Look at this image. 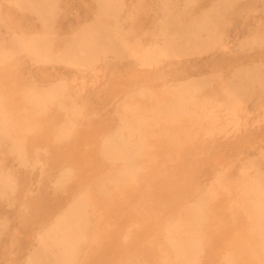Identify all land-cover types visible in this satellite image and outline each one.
I'll return each instance as SVG.
<instances>
[{"label":"rangeland","instance_id":"obj_1","mask_svg":"<svg viewBox=\"0 0 264 264\" xmlns=\"http://www.w3.org/2000/svg\"><path fill=\"white\" fill-rule=\"evenodd\" d=\"M217 1L124 0L119 21L130 42L133 31L152 45L163 14L198 22ZM37 2L0 0V45L13 37L29 39L47 29L43 24L52 23L54 53L79 28L112 21L99 15L100 0H56L53 18L19 7ZM223 7L225 15L214 20L228 23L223 43L202 54L169 57L151 67L131 54H101L90 66H81L24 51L0 64L5 110L23 112L31 94L50 97L44 108L33 109L31 128L15 127L0 145V168L15 184L5 192L0 189V264H33L43 238L68 208L114 173L124 176V163L102 151L121 131L125 148L130 146L127 128L139 116L129 110L133 101L142 117H161L163 122L144 127L143 147L131 161L133 175L122 187L112 184L108 194H116L114 203L107 198L89 205L86 239L68 264H177L173 254L166 258L169 228L181 225L199 207L203 250L197 264H226L230 252L245 245L254 227L244 207L251 197L245 184L264 175V89L257 84L239 102L228 104L223 82L255 66L264 76V43L244 44L264 37V0H226ZM207 79L213 82L185 103L186 114L173 115L176 121L169 125L163 118L171 116L162 112L172 109L173 98L159 104L165 93ZM74 118L79 124L66 131ZM16 119L24 124V113L20 118L15 113ZM17 140L25 162L12 151ZM134 140L140 143L138 134ZM175 230L181 239L182 228Z\"/></svg>","mask_w":264,"mask_h":264},{"label":"bare ground","instance_id":"obj_2","mask_svg":"<svg viewBox=\"0 0 264 264\" xmlns=\"http://www.w3.org/2000/svg\"><path fill=\"white\" fill-rule=\"evenodd\" d=\"M100 1L102 5L99 15L103 17L109 15L112 21H95L79 28L72 33V37L65 38L61 47L56 49L54 53L52 51L55 46V39L52 36L49 37V35H52V33L50 34V28L54 24H43L47 29H44L41 33L34 34L29 39L13 37L6 45H0V64L12 58L14 54L25 51L28 54H35L38 58L58 59L67 64L81 66H90L95 60L99 59L101 54H115L118 58L124 57L125 54H131L141 65L151 67L169 57L202 54L216 47H221L228 25L222 20L214 21L216 17L219 18L225 15L223 5L226 0H219L212 6L209 14L198 22L177 20L178 17L172 13H165L162 15V21L158 24L157 31L153 33L155 42L152 45L146 44L144 39L132 34L133 31L131 32L133 39L131 43V38L123 33L122 25L119 21L118 12L124 0ZM55 2L56 0H38L37 5L34 7H26L21 3H19V7L37 11L42 10L45 12L42 14L43 17L53 18V11L56 9ZM173 9L174 6H172L171 11ZM263 43L264 37H259L251 38L244 44L263 45ZM258 68L255 66L239 70L235 72L233 77L223 82V97L226 103L239 102L243 93L251 91L257 84L264 89V76L259 75ZM211 82H213L211 79L202 80L193 86H184L176 92L172 90L166 92V96L159 104L163 103L168 97L173 98L172 109L162 112L169 114L171 117L162 118L171 125L176 121L173 115L186 114L185 103L196 100L198 98L197 92ZM192 90L193 92H191ZM49 99V96L31 94L25 101V110L23 112H14L13 110H5L3 100L0 98V145L4 138L10 136L11 130L15 127L22 130L31 128L33 123H35L31 118L33 109L36 107L44 108ZM129 106L131 112L139 114L134 121L135 123L128 128L125 126L129 130L130 146L125 148L127 144L124 142L123 131H121L120 135L112 137L106 142L102 151L104 157L115 161L120 160L124 163L125 168H122L124 176L114 173L103 182L98 183L87 196L85 195L68 208L64 217L51 229V233L43 238L41 247L32 259L33 264H68L80 243L86 239L87 224L84 220V215L87 213L89 205L94 203L102 204V201L107 199L108 194L111 193L112 184L115 183L117 187H122L125 178L133 175L131 161L133 155L140 152V147H143L145 139L144 127L159 125L163 120H161V117L155 120L142 117L140 113L136 112L139 106L134 101ZM15 113L18 118L24 113V124L19 125L18 119L13 120ZM73 113L77 116L79 111L75 110ZM77 124H79L78 119H71L69 126L65 130H72ZM136 134H138V140H140L139 144L135 140L133 141ZM65 135V133H62L60 137H65ZM22 150L20 141L17 140L12 144V151L17 153L19 157H23L22 159L25 162L27 160H24ZM65 180L66 177L63 176L61 183L65 182ZM14 186L11 176L0 168V189L2 192H5L8 187L13 188ZM245 191L251 195L244 207L250 214L251 219H253L254 227L250 236L244 240L245 245L230 252L229 261L226 264H264V175L245 184ZM122 194L123 191H119L117 198L120 199ZM112 196L108 198L111 203L115 200L111 198ZM202 210L203 208L199 207L197 210L190 211L188 217L184 219L181 225L169 228L165 245L166 258L169 259L173 254L177 259V264H197L198 255L203 250L200 238V235L203 234ZM177 228H182L184 233L179 240L173 234ZM162 263L171 264L166 261Z\"/></svg>","mask_w":264,"mask_h":264}]
</instances>
